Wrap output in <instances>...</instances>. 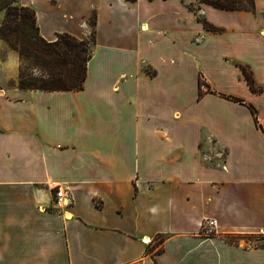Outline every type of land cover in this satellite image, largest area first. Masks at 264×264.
Returning a JSON list of instances; mask_svg holds the SVG:
<instances>
[{"label": "crops", "instance_id": "obj_1", "mask_svg": "<svg viewBox=\"0 0 264 264\" xmlns=\"http://www.w3.org/2000/svg\"><path fill=\"white\" fill-rule=\"evenodd\" d=\"M253 2L19 0L47 42L88 40L92 19L95 36L82 90L0 89V264H264ZM18 75L9 53L0 81Z\"/></svg>", "mask_w": 264, "mask_h": 264}, {"label": "trees", "instance_id": "obj_2", "mask_svg": "<svg viewBox=\"0 0 264 264\" xmlns=\"http://www.w3.org/2000/svg\"><path fill=\"white\" fill-rule=\"evenodd\" d=\"M134 1V0H127ZM223 11L252 12L253 0H198ZM191 10H196L189 5ZM5 10L0 26V38L18 53V88L40 91H79L83 89L87 62L91 58L95 36L94 19L90 22L91 39L78 40L68 34L57 35L53 42L40 37L36 27L35 12L21 5L13 6L10 0H0V11ZM198 20L207 29L211 26L202 18ZM30 70L41 73L34 75ZM201 96V84L198 86ZM235 99V98H234ZM242 102L240 99H235ZM252 112L253 108L250 106Z\"/></svg>", "mask_w": 264, "mask_h": 264}, {"label": "built area", "instance_id": "obj_3", "mask_svg": "<svg viewBox=\"0 0 264 264\" xmlns=\"http://www.w3.org/2000/svg\"><path fill=\"white\" fill-rule=\"evenodd\" d=\"M54 195L56 198L55 205L57 207H68L72 204V196L66 188H62L61 186H54ZM216 227V221L213 219H206L201 222V229L205 231L207 234H212Z\"/></svg>", "mask_w": 264, "mask_h": 264}, {"label": "rangeland", "instance_id": "obj_4", "mask_svg": "<svg viewBox=\"0 0 264 264\" xmlns=\"http://www.w3.org/2000/svg\"><path fill=\"white\" fill-rule=\"evenodd\" d=\"M10 2H12L13 6L20 5L19 0H10ZM4 14H5V10H1L0 11V26L3 22ZM89 39H91V34H90ZM0 40H1V38H0ZM2 42L4 43V47L2 49H0V63H3L5 61V59L7 58L9 53L14 52L18 56V53L16 51L12 50L4 41H2ZM90 48L92 49V45H90ZM19 66H20V62H19ZM30 72H32L36 76H39L41 74V73L37 72L36 70H32V71L30 70ZM7 87H18V78L16 80L7 79L4 81H0V89L7 88Z\"/></svg>", "mask_w": 264, "mask_h": 264}]
</instances>
